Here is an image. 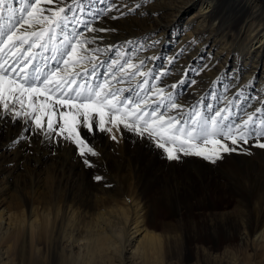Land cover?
<instances>
[{
    "label": "bare ground",
    "instance_id": "obj_1",
    "mask_svg": "<svg viewBox=\"0 0 264 264\" xmlns=\"http://www.w3.org/2000/svg\"><path fill=\"white\" fill-rule=\"evenodd\" d=\"M134 1L113 0L117 6L127 4L130 8ZM189 1L198 2V7L188 15L186 21L189 28L177 39L171 51L167 52L163 66L166 67L169 61L182 57V63L176 70L181 72L184 61L194 51H208L215 46L213 56L205 54V58H202V51L195 53L202 70L199 75L191 77L197 80V84L185 88L180 97L181 100L191 103L197 98L205 82L210 81L208 79L212 77V72L215 73L213 77L221 73V63L227 61L231 54L230 50V53L227 51L229 47L235 46L238 50L246 48L245 51L238 52L243 56L254 57V51L249 45L258 50L264 45V2L144 0L142 7L137 11L141 12L143 17L134 19L141 20L143 27L154 26L162 16H173ZM14 6H19L18 0ZM126 9L121 7L122 12ZM111 16L118 17L112 19L116 21H112L113 25L109 27L115 31L100 32V37L104 39L98 40L97 43L124 45L126 36L138 32L140 28L130 21H122V16L115 10L104 16L103 21L96 26L108 27ZM197 33L204 35L198 37L195 35ZM151 38L156 41L155 46L147 48L141 55L152 57L156 67L159 62L149 53L164 43L168 47L172 39H166L164 42L159 33L153 34ZM232 52L236 54L235 51ZM220 57L223 58L221 63L219 61L214 65ZM230 66H250L247 72H251L254 65L247 64L243 58L238 57ZM159 70L160 67L157 71ZM190 74L188 73V76ZM167 77V84L176 82V76L173 74ZM241 81L246 83L243 78ZM232 91H235L234 88ZM253 106H256L255 101ZM25 127L23 118L16 122L0 121V264H163L166 260L162 254L173 258L170 250L173 245L170 242L176 243L180 240L179 237L185 235V230L163 225L160 234L154 233V216L163 200H168L172 208L178 206V213L169 209L168 211L173 215L182 216L183 207H179L188 203L186 200L190 197L193 199L191 191L194 185L199 184L206 188L215 179L214 176L207 178L208 172L202 169L203 164H199L197 169L203 170L205 174L200 173L197 176L199 178L194 181L187 175V171L186 174L177 175L176 166L180 164L171 163L166 154L152 142L127 130H124L122 136L118 133L116 141L110 139L107 133L97 132L95 136L89 135L91 146L98 155L80 157L71 143L62 139L57 143L41 135H30L25 131ZM20 137L24 138L14 143ZM245 157L246 155L242 159L246 162V169L250 168L253 174H246L248 178L242 182L238 180L244 185L247 184L252 189L251 193L257 192L256 196L250 200L238 194L239 198H243L237 201L238 204L244 203L249 208H234L233 214L237 216L216 212L210 214L215 217L210 218V226H207V229L212 228L215 233L228 236L234 235L233 231L242 230L240 238L246 245L250 244L253 255L239 257L226 248L212 253L204 246H195L202 256V259L196 260H201L202 264H264V168L260 164L261 168L256 167L255 162ZM85 158L97 167L113 164L110 168L114 174H111L109 179L105 177V181L101 183H115V190L103 189L102 185L91 192L82 188L83 173L91 171V166L83 163ZM226 158L232 161L228 168L237 170L239 175L243 176L244 171L240 168L242 162L238 164L239 160H234L240 159V156L231 155ZM162 182H167L172 189H176L171 192L173 195L162 196L158 193L157 188ZM186 189L190 190V194ZM194 228L196 229L193 227V230ZM136 254L135 260L127 261L128 256ZM195 264L200 263L196 261Z\"/></svg>",
    "mask_w": 264,
    "mask_h": 264
},
{
    "label": "snow or ice",
    "instance_id": "obj_2",
    "mask_svg": "<svg viewBox=\"0 0 264 264\" xmlns=\"http://www.w3.org/2000/svg\"><path fill=\"white\" fill-rule=\"evenodd\" d=\"M16 2L0 0V121L23 118L27 133L69 142L80 157L98 155L89 135L107 133L116 141L124 130L152 142L168 160L191 155L215 163L222 154L247 151L244 146L264 149V96L249 94L252 83L233 92L235 75L227 84L217 80L188 103L180 97L197 84L188 73L199 75L201 68H187L169 85L170 68L157 71L153 58L141 55L155 46L151 37L97 43L104 38L96 33L115 31L96 26L104 16L134 13L140 3ZM83 163L92 166L87 158Z\"/></svg>",
    "mask_w": 264,
    "mask_h": 264
},
{
    "label": "rangeland",
    "instance_id": "obj_3",
    "mask_svg": "<svg viewBox=\"0 0 264 264\" xmlns=\"http://www.w3.org/2000/svg\"><path fill=\"white\" fill-rule=\"evenodd\" d=\"M257 1L262 2V3L264 2V0H257ZM143 2H144V0H135L131 8H135L137 3H140L142 5ZM184 7H185V9H184ZM197 7H198V2H190L189 1V2L185 3L173 16L164 15L160 18V20L154 26H150V27H143L142 26L143 23L141 22V20L134 19V17H143L141 12L137 13V11L139 9H137L136 12H134V13H129L127 15H123L122 21H130L132 23L137 24L138 27L140 28L138 32L128 34L126 36V41L127 40L128 41H135V42L139 43L142 40H144V38L151 37L155 33H159V37L162 38L164 42L166 41V39H172V42H171V44L168 45V47L164 43L163 45L159 46L158 49L151 51L149 53V54L154 56L155 61L159 62L158 66H156V69H158L159 67H161V65L164 64L165 57L171 51V49L173 48V45L176 44L177 39L182 35V33L187 28H189L187 26L186 20L188 18V15L192 11L196 10ZM127 11H128V8L126 9L125 12H127ZM110 21L111 22L109 23L108 27L105 26V28L111 27L113 25L112 21H116V20L111 19ZM104 25H105V20H104ZM95 35L100 36L99 33H96ZM195 35L198 37H201L204 34H198L197 33ZM249 48L252 51H254L253 52V54L255 55L254 57L243 56L238 52V51H245L246 48L238 50L235 46L229 47L227 49V51L230 50L231 54H230L228 60L221 63L223 58L220 57L218 59V62H215V64H214V65H217L220 61V63L222 64V66L219 67V70H221V73L219 75L213 77V75L215 73L212 72L213 78L211 77L212 79L211 78L208 79L210 81L205 82V84L203 85V87L200 90V93L206 91L210 85L214 86L213 82H215L217 80H222L224 84H227L229 82L228 78L233 77L235 74V77H237V79L235 80L236 82H233L234 90H236L237 84L247 86L249 83H252L254 85V87L248 89L249 94L258 93L261 96H264V45L260 48V50L253 48L251 45H249ZM215 49L216 48L214 46L213 49H210L208 51H207V49L194 51L184 61L181 72H178L176 70H178L177 69L178 66L181 65L180 63H182V60H183L182 57H177L176 59L173 60V63L171 65H165V66L166 67L168 66V68H170L169 74H173V76H176L175 81L178 82L179 80L184 78V76H185L184 70H186L189 67H192V68H199L200 67V60L196 57L197 55H195V53L198 54L199 51H202L201 57L205 58V54H210L211 56H213ZM247 50H249V49H247ZM232 51H235L236 54H232L233 53ZM230 52L228 51V53H230ZM237 52H238V54H237ZM238 57L243 58L244 62H246L247 64L254 65L251 68L252 69L251 72H247L250 69L249 68L250 66H241L240 68L230 66L233 64L234 59H236ZM176 61H178V62H176ZM201 62H203V61H201ZM176 63H178V64H176ZM152 65H153V62H152ZM173 67H175V68H173ZM176 73H177V75H175ZM194 76H195V74L191 73L188 76V78L193 79L191 77H194ZM167 78L168 77H165V79H167ZM241 78H243L246 81V83H243L241 81ZM256 106H259V105L256 104ZM250 143H255V141H250ZM244 147L247 148V151H240V152H236V154L235 153L231 154L232 156H240V159H234V160H236V161L239 160L238 164L239 163L241 164V162H242V166L240 168H242V170L244 171L243 176L239 175L240 172H238L237 170H234V169L230 170L228 168V167H230V164L232 163V161H230V159L226 158V157L227 156L230 157L231 156L230 154L229 155L228 154H222L223 158L220 160H217L215 163H211V162H209V161H207L201 157H196V156H191V155L190 156H181L182 158H180V159L171 160V163L173 162L176 165L180 164V166H178V167L176 166L177 175L186 174L185 172L187 171L188 172L187 175H189L192 179H194V181H196L197 178H199L197 176H199L200 173H201V175L205 174L204 171H206V172H208L207 178H212L214 176L215 179H213V181L211 182V185L209 187H206V188L202 187L199 184H196V186L194 185V189L191 191V192H193V196H194L193 199L190 197L188 200H186V202L189 201L188 203H185L184 205L179 207V209L181 207H183L182 216H178L176 214L173 215V213H171V211H176L178 213L179 210H178V206L176 208H174V206H173V208H172L170 202H167L168 200L167 201L163 200L161 203H159V206L157 208V213L155 214L156 217L154 216V223L156 222L154 224L155 225L154 229L156 231L153 229L154 233L160 234V232L162 231L161 229H162L163 225L164 226L165 225H171L174 227H180V229L185 230V235H182V237H184V236L185 237L183 239H182V237H179V238H181L180 240H182V241L178 240L176 243H175V241L170 242V244L173 245L172 246L173 249H172V247L170 248V250H172L171 254H172L173 258H171V256L166 257L164 254H162L164 259L166 260V261H163V264H195L196 261L198 263L202 264L201 260L200 261L196 260V259H202V256L195 249V246H199V245L206 247L212 253H218V252H220L226 248L228 250H231V252H235V254H237L239 257L244 256V255H253L254 251L250 247V244L246 245L244 243V241L242 240V238H240L242 236L241 235L242 230L233 231L234 235L229 234V236H228V234L223 235L221 233H219V234L215 233L212 230V228L207 229V226H210L209 225L210 224V218L215 217L214 215H210V214H214L216 212V213H225V214L227 213V214L232 215V216L233 215L237 216V215L233 214L234 208H235V210H240L243 208L247 209L248 206L246 204H244V203L238 204L237 201L238 200L241 201V199H243V198H239L238 194H241V196L247 197L250 200H252L254 198V196H256V194H257V192H255V191L254 192L252 191V193H251L252 189L249 188L247 186V184L244 185L243 183H240V181L242 182L246 178H248V177H246V176H248V174L249 175L253 174L250 171L251 170L250 168L246 169L247 168V166L245 164L246 162L244 161V159H242V157H244L246 155L245 158L248 157L252 160V162H255L254 165L256 167L257 166L260 167V165H261L262 168H264V149L261 150V149H259V147H255V146H252V147L244 146ZM228 159H229V161H228ZM203 160H205L206 162ZM93 164H95V163H93ZM93 164L91 166V171L83 173V183L81 184V186H83L82 188H86L89 192H91L96 187H100L99 185H102L101 187L103 189L115 190L116 189L115 183L114 184L113 183H111V184L101 183V182L105 181V179H104L105 177H107L109 179L112 176L111 174H114V171H112V169L110 168L113 164L111 166H107V167H97ZM199 164H203L202 169L203 170L205 169L204 171L203 170L201 171L199 168L197 169V167H199ZM194 171H196V172H194ZM214 171H216V172H214ZM224 171H226V172H224ZM218 172H219V174H218ZM234 172H235V175H234ZM222 174H224V175L222 176ZM227 174L229 175V177L232 181L229 179ZM97 176L101 177V179L100 180L95 179ZM236 176H238V178ZM224 177H226V178H224ZM243 186H244V188H243ZM162 188H163V191H162ZM167 188H168V190H167ZM173 189H172V186L170 184H168L167 182H162V184H160L159 187L157 188V191L159 190L158 193L160 195L167 196V195H173L174 194L171 192H174L176 189L175 188H173ZM179 192H181V191H179ZM186 192H188L190 194V190L186 189ZM245 194H246V196H245ZM243 205H245V206H243ZM168 209L171 211H168ZM241 211H244V210H241ZM239 212L240 211H237V213H239ZM234 220H235V222H237L236 219H234ZM238 222H239V220H238ZM181 227H183V228H181ZM190 227H191V229H190ZM193 227H196V229L194 228V230H193ZM196 231H197V233H196ZM237 233H238V235H237ZM216 234H218V235H216ZM185 239H186V241H185ZM216 247H217V249H215ZM136 257H137V254L136 255H130V256H128L127 261L129 262L131 259L135 260Z\"/></svg>",
    "mask_w": 264,
    "mask_h": 264
}]
</instances>
